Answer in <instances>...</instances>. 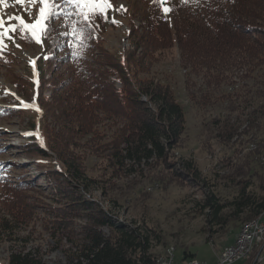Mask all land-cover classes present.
<instances>
[{"label": "trees", "instance_id": "trees-1", "mask_svg": "<svg viewBox=\"0 0 264 264\" xmlns=\"http://www.w3.org/2000/svg\"><path fill=\"white\" fill-rule=\"evenodd\" d=\"M144 2L142 23L128 31L130 44L120 60V53L103 55L97 61L88 56L95 46L91 37L99 35L95 26L85 30L86 46L78 47L76 56L69 46L72 38L64 39L68 43L60 61L66 69L60 76L51 78L53 73L47 79V99L38 93V118L32 121L31 135L25 142L41 160L54 158L58 163V167L48 166L51 173L62 177L53 192L73 190L76 197L70 204L83 210L87 222L79 240L70 241L65 249L63 263H49L37 250L21 248L9 254L7 264H156L148 235L83 195L95 183L87 176L83 162L88 157L101 159L117 178L136 177L142 166L153 167L152 177L160 182L162 176L198 177L192 161H182L181 168L171 162V151L178 145L185 118L169 81L152 68L157 52L176 48L179 65L186 73L187 96L198 106L214 103L219 86L234 85L229 78L239 73L241 88L247 86L245 94L228 91L221 97L226 108L239 110L250 128H255L250 153L259 162L264 158V138H258V132L264 131V0ZM165 8L171 11L165 12ZM91 63L110 71H94L88 66ZM113 73L121 83L119 89L109 79ZM229 119L227 115L223 121L215 119L212 123L222 124L225 129L221 132L233 136L237 127ZM259 120L263 126L258 125ZM36 128L41 143L33 132ZM24 190L19 183L11 191L13 212L6 210L17 224H23L32 210ZM201 205L213 210L215 218L226 206H230L233 219H241L240 214L248 210L243 215L248 220L263 213L264 197L247 194L243 187L227 205L219 203L213 194L207 195ZM7 218L2 217L5 223L1 229L10 232ZM227 222L218 218L215 224L224 227ZM103 228L109 229V235L103 234Z\"/></svg>", "mask_w": 264, "mask_h": 264}, {"label": "rangeland", "instance_id": "rangeland-1", "mask_svg": "<svg viewBox=\"0 0 264 264\" xmlns=\"http://www.w3.org/2000/svg\"><path fill=\"white\" fill-rule=\"evenodd\" d=\"M55 2L62 4V0ZM109 2L112 8L107 10V19L97 15L92 20L99 35L91 37L95 46L87 54L94 61L112 53H120V60L130 44L128 31L142 23L144 0ZM39 7V3L31 4L27 0L24 4L5 0L0 5V18L4 19L5 27L15 25L17 29L8 33L0 45V264H7L9 254L21 248L37 250L49 263H63L65 249L70 241L79 240L81 228L87 222L83 210L70 204L76 197L73 190L62 188L61 194L53 192L62 177L51 173L48 166L58 167V163L54 158L41 160L25 142L28 136L25 133H29L32 121L38 118V93L42 99H47L50 94L46 88L47 79L53 73L51 78L60 76L66 69L60 57L66 53L63 47L68 43L64 40L68 36L62 33L71 30L61 15L51 22L52 30L42 37L41 44H37L30 33L20 31L18 21L9 20L15 15L33 23L39 15ZM60 11L74 13L76 10L62 7ZM79 19L81 17L76 15L70 17V20ZM88 66L94 71H110L95 63ZM152 68L159 77L169 81L184 112V130L178 145L171 151V162L174 167L181 168L182 161H192L198 177L191 180L162 176L160 182L152 177L153 167L142 166L136 177L132 174L117 178L111 175L103 160L88 157L84 159L83 168L95 183L83 195L148 235L150 251L156 256L173 247L176 259L189 257L185 253H191L194 258L213 264L221 247L231 243L240 225L247 221L243 215L248 210L240 214L241 219H233L230 206H226L215 218L213 210L202 207V200L213 194L219 203L227 205L243 187L247 194L264 197V158L259 162L250 153L254 147L255 128H250L251 124L246 122L244 114L239 115V110L226 108V101L221 97V93L228 91L244 95L247 86L241 88L242 79L239 80L238 73L229 78L234 85L219 86L214 103L198 106L187 96L186 73L179 65L176 48L157 52ZM109 79L117 89L121 87L116 73ZM239 89L242 92L239 93ZM227 115L238 134L228 136L221 132L225 129L222 124L221 128L212 123L215 119L223 121ZM258 123L263 126L262 120ZM33 132L41 143L39 130L36 128ZM258 135L264 138V131ZM19 183L25 188V200L32 207L23 224H17L6 212L7 209L13 212L11 191ZM4 215L8 217L10 232L1 229ZM218 218L228 220L224 227L215 224ZM102 232L104 235L110 233L108 228H103ZM234 264H242V261Z\"/></svg>", "mask_w": 264, "mask_h": 264}, {"label": "snow or ice", "instance_id": "snow-or-ice-1", "mask_svg": "<svg viewBox=\"0 0 264 264\" xmlns=\"http://www.w3.org/2000/svg\"><path fill=\"white\" fill-rule=\"evenodd\" d=\"M19 4H24L26 0H16ZM28 3H39V15L33 23H27L20 16H10L9 20H16L19 22V29L22 32L30 33L31 39L37 44L42 43V37L47 35L51 29V22L61 15L68 21L70 31L62 33V35L70 36L72 39L69 41V46L73 48V55H78L77 48L84 47L87 37L85 36V29L92 27V20L99 15L100 17L107 19V10L112 8L109 0H62V4H58L55 0H27ZM186 2V0H185ZM5 0H0V5L4 4ZM62 7L74 8L76 11H60ZM122 7V6H121ZM126 11V9H125ZM165 12L171 11L170 8H165ZM30 15V14H29ZM72 15L81 17L80 20H70ZM113 23H118L113 20ZM78 25H83L78 27ZM16 26L5 27L4 19L0 18V45H3L4 38L10 32H15ZM27 38V37H26ZM19 46V45H17ZM34 63V61H33ZM29 107V105H25ZM39 111V109H36ZM25 135H31V133H25Z\"/></svg>", "mask_w": 264, "mask_h": 264}, {"label": "built area", "instance_id": "built-area-1", "mask_svg": "<svg viewBox=\"0 0 264 264\" xmlns=\"http://www.w3.org/2000/svg\"><path fill=\"white\" fill-rule=\"evenodd\" d=\"M249 238H256V245H249ZM236 257H244V264H264V218L259 224L240 227L233 240L218 252L213 264H234ZM156 264H209L194 257L176 259L174 248L155 258Z\"/></svg>", "mask_w": 264, "mask_h": 264}, {"label": "bare ground", "instance_id": "bare-ground-1", "mask_svg": "<svg viewBox=\"0 0 264 264\" xmlns=\"http://www.w3.org/2000/svg\"><path fill=\"white\" fill-rule=\"evenodd\" d=\"M263 218H264V213L261 214L259 217H256V218H253L251 220H247V221L243 222L240 225V227H242L244 225H248V224H259L263 220ZM249 245H256V238H249ZM170 248H173V247H168L167 249H170ZM167 249L165 250V252L167 251ZM164 253H163V255H164ZM237 261H242V264H244V257H236L235 262H237Z\"/></svg>", "mask_w": 264, "mask_h": 264}]
</instances>
